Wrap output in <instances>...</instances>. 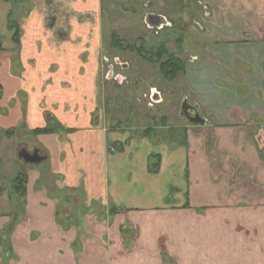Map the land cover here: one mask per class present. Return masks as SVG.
Wrapping results in <instances>:
<instances>
[{
  "label": "crops",
  "instance_id": "0c3cea01",
  "mask_svg": "<svg viewBox=\"0 0 264 264\" xmlns=\"http://www.w3.org/2000/svg\"><path fill=\"white\" fill-rule=\"evenodd\" d=\"M205 3L206 41L179 74L182 102L199 118L183 123V136L155 129L153 139L122 138L93 126L92 110L63 111L58 77L44 92V110L30 95L35 128L48 118L57 126L38 136L44 167L28 170L19 206L0 215V264H264V0ZM238 4L251 40L216 45L223 10ZM76 5L99 8L98 0ZM14 10L0 0V36L8 40ZM9 79L0 85L25 87ZM66 80L83 83L92 105L91 80Z\"/></svg>",
  "mask_w": 264,
  "mask_h": 264
},
{
  "label": "rangeland",
  "instance_id": "374dc122",
  "mask_svg": "<svg viewBox=\"0 0 264 264\" xmlns=\"http://www.w3.org/2000/svg\"><path fill=\"white\" fill-rule=\"evenodd\" d=\"M10 1L15 6L9 22L12 38L0 36V80L7 78L6 84H10L9 78H14L23 81L25 87L22 90L20 86L0 85V215L19 206L20 197L12 192L10 180L18 172L27 176L28 170L35 173L44 167L43 163L24 164L17 153L21 149L27 153L35 149L40 156L46 155L38 136L47 134L34 133L43 128H35L36 124L29 121L27 104L31 95L36 106L44 110V92L52 89L55 77L62 84L54 88L66 93L63 111L90 113L92 110L93 126L118 130L114 133L122 138L143 133L153 139L155 129L167 132L170 137L183 136L185 119L180 114L183 94L178 87L182 75L172 83L164 80L159 65L168 59L167 55L158 63H150L130 47L143 43L144 48H153V53L164 48L169 54L181 57L184 50L192 57L199 56L206 39L199 30L205 22H201L196 0H98L99 8L92 10L76 5L79 0ZM229 10L232 13L223 10L225 14L217 23L216 37H211L218 46L251 40L245 32L247 22L242 13L245 7L230 5ZM148 14L167 18L173 27L156 34L144 23ZM190 18L199 21L201 26H195ZM211 24L214 23L207 22ZM206 32L208 36L209 30ZM232 33L242 34V38ZM113 35L121 42L120 47H113ZM4 75L7 77L3 78ZM66 78L91 80L92 105H86L84 84L79 82L73 86ZM156 92L158 104L153 100ZM12 94L14 100L9 101ZM46 115L50 116L48 112ZM49 122H55L48 118L46 127L52 128ZM165 125L170 129L166 130ZM152 163L156 164L155 158Z\"/></svg>",
  "mask_w": 264,
  "mask_h": 264
},
{
  "label": "trees",
  "instance_id": "16d2710c",
  "mask_svg": "<svg viewBox=\"0 0 264 264\" xmlns=\"http://www.w3.org/2000/svg\"><path fill=\"white\" fill-rule=\"evenodd\" d=\"M18 37H19L18 33L16 32L14 38L17 40ZM112 39H113L112 40L113 47L117 48L121 46V42L118 41V38H116L115 35H113ZM130 50L136 52L143 60L150 63L160 62L162 60V57L167 54L164 48L158 49L159 51L153 53V51L144 48L142 44H140V46H132L130 47ZM184 70H185V65L183 61H181L178 57L173 56L171 54H168V59L164 62H161L159 65V73L162 76V78L166 81H173L176 78V76L179 73L184 72ZM53 132H55L53 127L52 128L45 127L43 129H38L34 131V133L38 135L51 134ZM155 168H156V164L151 165L152 170H154ZM26 184H27L26 175L17 173V175L13 177L12 191L16 197L22 198V196L25 193Z\"/></svg>",
  "mask_w": 264,
  "mask_h": 264
},
{
  "label": "flooded vegetation",
  "instance_id": "af4514ba",
  "mask_svg": "<svg viewBox=\"0 0 264 264\" xmlns=\"http://www.w3.org/2000/svg\"><path fill=\"white\" fill-rule=\"evenodd\" d=\"M196 3H197V6H198V8L201 10V16L203 17V15H205L207 12H208V8H207V4L202 0V1H198V0H196ZM190 20L192 21V22H195V26H197V27H199V21H197V20H194V18H190ZM199 22V23H198ZM144 23H145V25L149 28V29H151V30H154L155 32H156V34L159 32V31H162L163 29H166V28H172L173 26H172V21H168L167 20V18H165V17H163V16H159V15H156V14H148V15H146L145 16V19H144ZM201 26V25H200ZM201 28V27H200ZM199 30H201V29H199ZM143 44V43H142ZM146 49H148V50H150V51H152L153 50V48L152 49H149V48H146ZM166 50V49H165ZM166 52H167V56H168V51L166 50ZM135 54H137L136 52H134ZM166 55H164V56H166ZM171 55H173V56H176V57H178L181 61H183V63H184V65L186 66L187 65V63H193V62H195V60L197 59L196 58V56H190V55H188V53L187 52H185V50H184V52H183V56L181 57V56H177V55H174V54H171ZM163 56V57H164ZM185 57H187V60L185 61ZM185 71V70H184ZM183 73V72H182ZM182 73H179V74H182ZM178 74V75H179ZM177 75V76H178ZM177 76H176V78H177ZM175 78V79H176ZM174 79V80H175ZM173 80V81H174ZM173 81H170V82H173ZM153 99H154V97H153ZM186 105H188V104H186V103H184V102H182L181 104H180V114H181V116L185 119V121H188L186 118H185V116H183V108L184 109H186ZM189 106V105H188ZM190 107V106H189ZM192 108V107H191ZM186 111V110H185ZM186 113H187V111H186ZM189 122V121H188ZM51 123V122H50ZM3 134H7V131H6V133L5 132H3ZM21 150H23V149H21ZM21 150H19L18 151V153L21 151ZM35 151H37V150H33V151H31V152H29V154H33ZM38 152V151H37ZM18 153H17V157H18ZM38 155H39V153H38ZM40 156V155H39ZM40 157H43V156H40ZM22 161V160H21ZM24 163V162H23ZM24 164H26V163H24ZM26 165H28V164H26ZM18 173H21V174H23L24 175V173L23 172H18ZM17 175V174H16ZM12 181H13V178L10 180V185H11V188H12ZM12 190V189H11ZM13 192V191H12Z\"/></svg>",
  "mask_w": 264,
  "mask_h": 264
},
{
  "label": "water",
  "instance_id": "95a60500",
  "mask_svg": "<svg viewBox=\"0 0 264 264\" xmlns=\"http://www.w3.org/2000/svg\"><path fill=\"white\" fill-rule=\"evenodd\" d=\"M185 110L187 111V113ZM183 116H185V118L191 123H199V118L196 114V110L189 107L188 105H186V109L183 108ZM18 159L22 160L26 164H40L45 160V157H40L37 151H35L33 154H29L23 149L18 153Z\"/></svg>",
  "mask_w": 264,
  "mask_h": 264
}]
</instances>
